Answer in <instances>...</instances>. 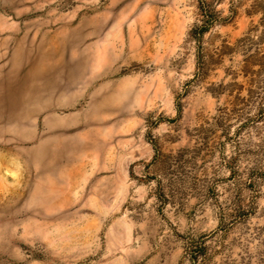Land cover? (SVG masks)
Masks as SVG:
<instances>
[{"label": "rangeland", "instance_id": "rangeland-1", "mask_svg": "<svg viewBox=\"0 0 264 264\" xmlns=\"http://www.w3.org/2000/svg\"><path fill=\"white\" fill-rule=\"evenodd\" d=\"M0 264H264V0H0Z\"/></svg>", "mask_w": 264, "mask_h": 264}]
</instances>
